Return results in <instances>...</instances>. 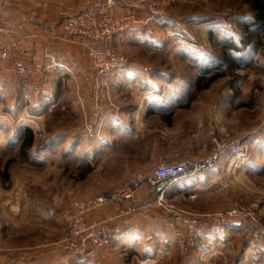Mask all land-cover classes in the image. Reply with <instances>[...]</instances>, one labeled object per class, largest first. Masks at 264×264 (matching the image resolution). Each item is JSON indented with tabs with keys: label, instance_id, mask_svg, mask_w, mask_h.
<instances>
[{
	"label": "rangeland",
	"instance_id": "obj_1",
	"mask_svg": "<svg viewBox=\"0 0 264 264\" xmlns=\"http://www.w3.org/2000/svg\"><path fill=\"white\" fill-rule=\"evenodd\" d=\"M146 4L134 8L116 1L120 13L134 18L118 39L127 66L104 93L95 74L84 88L61 84L55 103L46 102L55 87L41 90V79L32 87L13 71L11 88L0 82V252L11 242L53 245L74 255L54 244L65 232L63 213L73 200L108 193L152 173L160 162L202 158L217 144H232L206 170H213L209 177L217 173L207 192L169 195L182 180L160 199L158 185L144 183L128 214L137 215V223L109 247L112 253L70 264H264L263 35L258 53L233 51L236 64L219 66L223 45L244 46L245 26L255 24L250 0ZM203 68L219 77L199 89ZM24 125L35 131L27 155L19 146ZM236 205L254 219L237 216L214 232L220 240L211 236L197 249H180L173 234L176 215ZM155 217L168 225L154 230ZM210 244L213 253L200 254Z\"/></svg>",
	"mask_w": 264,
	"mask_h": 264
},
{
	"label": "built area",
	"instance_id": "obj_2",
	"mask_svg": "<svg viewBox=\"0 0 264 264\" xmlns=\"http://www.w3.org/2000/svg\"><path fill=\"white\" fill-rule=\"evenodd\" d=\"M117 0H103L100 4L67 15L62 22L66 35L78 36L91 41L89 55L94 67L97 90L104 93L113 75L122 71L128 63L120 48L118 39L133 22L134 16L120 13ZM150 0H125L127 6L144 8ZM6 9H0V33L4 31L3 17ZM21 46L13 43H0V57L7 59L21 52ZM15 75L26 84L37 87L41 73L34 67L19 63ZM232 144H217L206 157L186 156L180 160L160 162L156 169L143 177L132 180L108 193L95 197L78 198L71 202L63 213L64 234L54 242L58 247L86 259L102 258L115 237V222L125 218L135 209L136 194L144 183L162 185L164 192L172 183L180 182L206 171L216 165ZM164 203L166 201H163ZM111 206L113 212L105 218L96 216L103 207ZM249 214L236 205L222 212L211 211L205 214L179 213L175 216L173 234L183 252L204 246L208 237L217 229L232 224L237 216ZM1 250V247H0Z\"/></svg>",
	"mask_w": 264,
	"mask_h": 264
},
{
	"label": "crops",
	"instance_id": "obj_3",
	"mask_svg": "<svg viewBox=\"0 0 264 264\" xmlns=\"http://www.w3.org/2000/svg\"><path fill=\"white\" fill-rule=\"evenodd\" d=\"M102 1L0 0V9H6V14L3 17L4 31L0 33V43L18 44L22 48L20 54L15 57L0 58L2 87L5 90L12 87L9 81L13 76L14 65L22 63L39 70L43 85L41 90L45 89L44 86L55 87L56 93L52 96L55 98L51 103L57 102L61 84L71 82L75 83L78 88H84L86 82L93 80L94 76V68L89 55L91 41L78 36L66 35L62 30V22L67 15L100 4ZM209 171L186 178L183 180V184L180 183L178 187H171L170 190H167L168 194L207 192L206 187L216 181L214 176L217 175V173H213L214 175L209 177ZM112 212L111 206H106L97 212L96 216L104 218ZM156 214L161 216L160 211H157ZM136 223L137 215L126 216L115 222L116 231L122 235L124 230L134 228ZM161 223L168 225L166 220L161 217H155L150 221L154 230ZM120 234L118 236H121ZM218 236L214 233L211 241L220 237ZM4 245V250L0 252V264H70L75 262L78 257L53 245L33 247L25 243L13 244L11 242H5ZM214 246L215 244H210L209 249L202 250L200 254H207L208 251L213 253ZM112 248L105 251L103 258L112 253Z\"/></svg>",
	"mask_w": 264,
	"mask_h": 264
},
{
	"label": "trees",
	"instance_id": "obj_4",
	"mask_svg": "<svg viewBox=\"0 0 264 264\" xmlns=\"http://www.w3.org/2000/svg\"><path fill=\"white\" fill-rule=\"evenodd\" d=\"M252 10L254 12V25H246L245 29L247 31L246 37L243 39L244 46L239 47L237 44L233 42H227L223 45V55L221 58V61L219 63V66H223L224 64L234 65L238 61V58H232L231 52L233 51H244L245 55L246 53L249 54H256L258 53L259 47H260V38L261 35L264 39V0H250ZM249 49V50H247ZM211 69L203 68L201 70L199 77L196 81L197 87L204 88V86H208V84L215 81L219 74L211 75L209 76V72H211ZM206 82V83H205ZM55 97L50 96L48 101L46 102L51 103L54 100ZM165 119H168L167 116L163 115ZM169 120V119H168ZM22 135L19 139V146L20 151L23 155H27V153L32 149L34 142H35V131L30 125H24L22 128ZM115 237L112 240L111 246L118 242L120 240V237L118 236V231L116 233L115 231ZM118 244V243H117ZM116 245V244H115ZM79 258L84 261L86 258L83 256H78Z\"/></svg>",
	"mask_w": 264,
	"mask_h": 264
},
{
	"label": "water",
	"instance_id": "obj_5",
	"mask_svg": "<svg viewBox=\"0 0 264 264\" xmlns=\"http://www.w3.org/2000/svg\"><path fill=\"white\" fill-rule=\"evenodd\" d=\"M158 189L162 190V185L161 184L158 185Z\"/></svg>",
	"mask_w": 264,
	"mask_h": 264
}]
</instances>
